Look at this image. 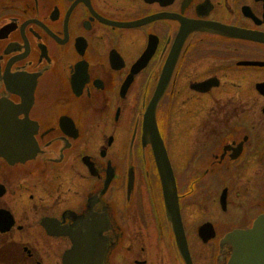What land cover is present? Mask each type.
Wrapping results in <instances>:
<instances>
[{
    "label": "flooded vegetation",
    "instance_id": "af4514ba",
    "mask_svg": "<svg viewBox=\"0 0 264 264\" xmlns=\"http://www.w3.org/2000/svg\"><path fill=\"white\" fill-rule=\"evenodd\" d=\"M0 102V264H264L224 241L264 214V0H0Z\"/></svg>",
    "mask_w": 264,
    "mask_h": 264
},
{
    "label": "water",
    "instance_id": "95a60500",
    "mask_svg": "<svg viewBox=\"0 0 264 264\" xmlns=\"http://www.w3.org/2000/svg\"><path fill=\"white\" fill-rule=\"evenodd\" d=\"M227 34H237L244 37H255L256 34L250 31H223ZM166 68V66H165ZM164 68V70H165ZM159 94L155 93L150 100L145 113L144 129L150 140L153 142V151L157 162L158 170L161 177L162 187L165 194L166 204L171 209L172 205L177 204L175 183L172 170L168 161L165 147L158 135L154 109ZM10 108L3 102H0V154L9 158L23 159L32 155L31 153V136L22 130L13 129L12 124L19 123L13 113L7 110ZM234 235L241 237L240 243L249 245V261L254 260L263 262L264 260V214L259 215L251 228L241 231H232L225 236L228 241L232 240ZM245 239V240H244ZM228 264H234V256Z\"/></svg>",
    "mask_w": 264,
    "mask_h": 264
}]
</instances>
